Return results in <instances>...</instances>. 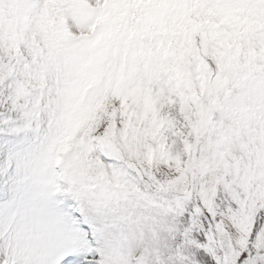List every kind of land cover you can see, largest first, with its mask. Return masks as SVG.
Listing matches in <instances>:
<instances>
[{
  "label": "rangeland",
  "instance_id": "obj_1",
  "mask_svg": "<svg viewBox=\"0 0 264 264\" xmlns=\"http://www.w3.org/2000/svg\"><path fill=\"white\" fill-rule=\"evenodd\" d=\"M101 3L105 15L89 23ZM69 19L96 34V44L108 45L118 32L140 38L124 48L120 72L108 86L122 100L120 134L130 150L144 149L143 167L121 166L109 133L82 134L93 108L57 122L45 117L47 88L29 91L33 58L43 55L35 31L54 47L72 36ZM24 44L30 55L22 52ZM0 50L9 53L0 58V264H63L68 244L54 246L29 218L61 217L52 200L63 191L55 180L58 164L64 180L83 176L94 152L109 170L107 199L122 205L128 220L151 225L145 232L151 242L140 232L110 235L101 264H137L130 260L135 255L142 264H264V0H97L96 6L92 0H0ZM212 64L219 72L203 78ZM83 71L87 91L99 75L88 64ZM161 103L174 110L165 114ZM160 166L173 175H161ZM181 185L188 198L194 185L199 188L202 201L189 210L190 219L180 216L182 236L173 216L184 212V201L169 196ZM228 192L231 224L213 223L209 230L213 216L219 220L217 197ZM65 226L76 229L69 221ZM168 227H174L172 240L162 235ZM73 239L85 259L96 254L88 252L84 236Z\"/></svg>",
  "mask_w": 264,
  "mask_h": 264
},
{
  "label": "clouds",
  "instance_id": "obj_2",
  "mask_svg": "<svg viewBox=\"0 0 264 264\" xmlns=\"http://www.w3.org/2000/svg\"><path fill=\"white\" fill-rule=\"evenodd\" d=\"M92 3L96 6L97 0H92ZM105 11L101 3L97 7V11L92 14L89 23L94 22L97 17H103ZM68 23L72 36L58 40L54 47H50L45 43V37L39 29L35 31V40L42 47L43 55L39 61L33 58L34 76L27 81L29 91L36 95L38 89L47 88L48 99L46 100L47 111L45 117L51 116L57 122L63 121L69 113L79 116L81 112L87 111L90 107L93 108L92 115L94 119L84 125L82 134L95 138L104 137L105 133H109L110 140L119 150V164L121 166L127 165L130 168L143 167L146 163L144 149L141 147L137 150H130L128 142L120 134L125 119L120 114L122 100L119 95L115 94L114 88L108 86L109 79L111 78L114 82L120 72L119 65L124 48L129 44L135 47L140 43V38L133 39L127 33L118 32L113 34L108 45L96 44V34L92 33L88 27L83 29L76 27L75 22L71 19ZM103 27V24L100 25L98 32ZM81 36L84 38L80 39ZM149 43L150 39L144 41L145 46ZM21 50L22 52H29V45H21ZM8 54L7 51L0 50V58ZM86 64L89 65V71H94L99 75V82L87 91L84 89L86 76L83 71ZM161 108L165 114L174 110L172 105L164 103H161ZM114 112L117 113L115 119L118 123V130L115 135H112L110 125L113 122ZM89 129L91 130L89 131ZM92 158L94 162L87 174L83 176L70 174L69 178L65 179L59 187L67 193L79 196L92 207L94 218L101 228L102 235H111L113 232L121 230L133 234L140 232L145 242H151V238L145 235L146 231H151L150 224L127 220L124 215L126 209L122 205H116L107 199L106 194L111 188L109 170L101 166L102 161L97 162L99 161L97 153L94 152ZM157 170L163 176L173 175L172 170L166 169L165 166H160ZM224 175L225 173H220L221 177ZM208 182H211V177ZM234 182L233 178L228 183ZM184 188L185 186L181 185L169 193V196H179L184 201V212L173 216V219L181 228H183L184 221L180 219V216L187 213L190 219L191 213L189 210L200 207L202 204L199 197V188L195 185L192 187L191 198L185 195ZM220 189L224 190L223 183H221ZM49 191L52 195H55L53 188H49ZM230 195L231 193L228 192L226 195L217 197L220 202L215 204L214 211L219 214V220L213 216L212 221L209 222V230H211L213 223L223 224L226 228L231 224L232 212L227 203ZM204 220H208V216H204ZM232 235L235 237L236 234L232 233ZM133 242H135V239H133Z\"/></svg>",
  "mask_w": 264,
  "mask_h": 264
},
{
  "label": "snow or ice",
  "instance_id": "obj_3",
  "mask_svg": "<svg viewBox=\"0 0 264 264\" xmlns=\"http://www.w3.org/2000/svg\"><path fill=\"white\" fill-rule=\"evenodd\" d=\"M73 217L77 221V229L70 230L65 226V222L71 220ZM30 225L44 232L50 242L56 247H63L70 243L75 236H86L87 230L79 225L87 224L88 221L83 217L79 216L74 209L69 210L67 216L52 218L51 213L47 217L37 216L33 214L29 218ZM63 264H77L76 259L69 255L64 258Z\"/></svg>",
  "mask_w": 264,
  "mask_h": 264
}]
</instances>
